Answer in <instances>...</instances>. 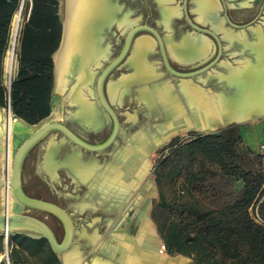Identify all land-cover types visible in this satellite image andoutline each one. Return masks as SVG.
Returning a JSON list of instances; mask_svg holds the SVG:
<instances>
[{"label":"water","instance_id":"1","mask_svg":"<svg viewBox=\"0 0 264 264\" xmlns=\"http://www.w3.org/2000/svg\"><path fill=\"white\" fill-rule=\"evenodd\" d=\"M172 2L173 0H168L167 2L163 0H88L89 4H86L84 15L82 17L80 16L77 20V47L76 52L71 58V71L67 75L68 83L66 86V94L68 107L70 108V120L67 123L59 121L46 122L33 132V134L26 138L18 148L15 156L11 181L9 182L0 178V195L4 187L7 185L11 186L16 202L19 205L22 207L41 210L55 216L63 225L65 237L62 241L59 240L53 229L46 222L37 217L21 213V211L12 215H9L7 212L4 214L0 213V228H5L7 230L9 226H12L13 231L15 232L25 233L26 235L34 238H46L52 250L58 255L62 264H65L64 256L71 252L76 246L77 227L72 216L66 209L61 208L53 202L27 195L23 189V168L26 158L37 145H39L51 134L60 133L65 139H62L60 142L54 141V144L51 146L47 145L44 159H47V157L48 159L45 161L43 159L40 167L41 170L48 173L51 177H54L53 175L55 174V171L60 168L67 171L76 183L84 185L88 190L87 195L85 196L87 203H84L85 205H80L81 208L89 209L92 212L98 211L92 203L93 201H96L98 205L101 206L102 210L108 211L107 215L111 214V216H114L113 218H115V220L112 221L110 218L106 220V225L111 226V229L108 233H106L105 237L96 235L97 232L93 234L95 235L93 237L95 242L89 240L87 233H83L81 237L88 243L89 247H94L95 255L100 256L96 259H103V261L111 260L114 263L118 262V264H122L119 262L120 259L118 257L120 255V248L116 250V256H113V247H117L118 245L116 241L117 239L140 240V246H144L143 251H146L145 248L148 247L145 240L143 241V237L147 238L153 235L158 236V238L161 239L151 220L150 199L144 195L142 190L141 193L137 195L133 193L123 195L120 193V209L118 210L116 204H114L115 199L109 203L110 208H108L101 202V200H103L101 194L102 192L98 190L97 192H92L91 182L85 177H83V179L81 176L71 171L66 162L67 158H69L72 153H79L78 149H82L93 154L106 153L109 150H116L117 142L121 139L122 123L119 114L113 107L111 99L130 98L129 93L132 88H139L135 99L138 103L143 105V110L147 113L148 117H150L147 122V129H143L141 134L144 133L148 136L155 137L150 148L154 151L162 148L169 142L168 138L170 134L172 135L182 129L197 131L192 125L190 127L188 122L196 124L199 127L202 126L203 128L206 126H215L216 129L206 131V134H210L221 132L236 124H242L237 121L242 117L247 119L250 116H259L264 114V103L262 104V102L253 103L250 107L244 110L233 109L232 107L231 109H228L226 107L230 103L236 104L241 101L243 102V99L248 93L246 90H248L249 81H247L246 78V81L242 80L241 83L238 82L236 78L230 75L231 69L234 68L227 65L220 66L219 64L224 54L223 39L228 40L230 44L241 46L242 49H244V51H246L254 60L253 65H256L258 60L263 61V58L259 56L257 50L254 48L255 44L253 43H255V40L254 42H250L248 39H240L237 34L232 33L231 30L225 28L222 21L220 22L218 19L219 7L217 6V3L215 6L218 7V10L211 11V13L207 15L208 17L206 15L204 17L200 15V17L205 21H208L211 24H216V26L213 25V28H206L194 21L191 17L189 11V0H183L182 12L177 7L171 6ZM195 3L197 7L198 3ZM138 11H141L143 15L147 17L145 22H141V16L136 18ZM154 11L159 13L160 22L166 28L172 26L174 20L179 17L178 15H183L186 24L193 29L194 35H192V33L185 34L178 43L174 42L172 37H164L159 29L150 24V19L153 16ZM224 16L227 23L231 26L230 28H249V23L245 25L234 24L228 16L225 6ZM116 31L126 33L125 42L119 54L110 60L102 69L97 80L96 94L91 92L92 95L94 94L97 96V101L96 103H92L88 100L87 96L85 97L82 95L83 92L80 88L81 85L79 84V79L85 76L88 78L89 84L94 83L96 69L109 60L108 58L111 52L109 40L114 37ZM143 32L149 33L150 37L153 38L152 43H155L158 46L159 57L166 71L171 76L180 80L178 85L179 90L174 88L172 85H169L166 81H156L157 78H159V75L156 73L155 69L151 67L147 58L144 65L146 64V67L149 68L147 74L150 73L151 76L148 75V77H146L142 75L141 78L137 80H128L129 78L122 77L116 82L117 89L114 90V92L109 90V85L113 83H109V78L117 69L128 65L127 62L134 53L136 43L140 39L139 35ZM219 32H222L225 37L221 38L218 34ZM252 33L254 39L257 40L258 36L256 35V32L253 30ZM63 39L64 24L60 47L54 55L55 69L53 95L58 92L55 57L62 46ZM210 39L217 44L218 53L213 60L209 61L205 65L191 70H181L176 68L171 62L169 50L184 64H192L198 61H203V59L208 57L210 52V45L208 42ZM128 66L133 70L136 68L134 64ZM216 66L222 67L227 74L222 76H213L210 72ZM227 67L228 70H226ZM126 78L127 80H125ZM213 81H216V84H213ZM197 82L206 83V86L201 88V86L197 85ZM12 83V80L8 81L7 87L9 91H11ZM207 85L214 86L220 92L216 95H210L208 93ZM75 91L80 92V94L82 92L81 97L83 101L77 99L75 101L72 99L74 97L72 96L74 95L72 92L74 93ZM146 91H151L152 96L147 97L145 95ZM248 97L249 94L247 99ZM197 98L198 100L200 99V103H198ZM260 99L259 101H261ZM211 103L216 104L217 110L210 107ZM100 108L103 109L104 113ZM2 109H7L9 115L16 117L12 112L10 102L7 108ZM91 110H95L99 119L96 120L92 117L90 114ZM107 116L109 117L108 119L111 120L112 129L108 137L102 142L91 143L77 134L70 127V123H78L89 130L99 131L105 126L106 122L109 121ZM22 121L29 127L40 124L30 125L24 120ZM164 135L166 138H164ZM138 136L139 135H136L135 137ZM134 138L131 142H134ZM68 143L71 147H69ZM113 153L115 152L113 151ZM111 157V159L115 160L113 155ZM83 160L90 161L93 159L85 160L83 158ZM128 160H124L121 168H125L124 177L130 181L132 178V173L130 172L132 170L129 168L131 163ZM44 162H47V165L50 164L53 166L54 171L52 174L46 171ZM144 203H147L148 207L146 208L143 216L136 222H133L136 206L140 204L144 205ZM117 214L119 218H117ZM147 230H151L152 233L147 232ZM161 243H163L162 239ZM87 251L88 248H86V252ZM85 253H82V255ZM101 256L103 258H101ZM179 257L188 258L184 255H178L176 258ZM94 260L95 259H91L90 262L93 263ZM83 263H85V258L82 259L81 264Z\"/></svg>","mask_w":264,"mask_h":264},{"label":"rangeland","instance_id":"2","mask_svg":"<svg viewBox=\"0 0 264 264\" xmlns=\"http://www.w3.org/2000/svg\"><path fill=\"white\" fill-rule=\"evenodd\" d=\"M29 2H31V0H26L25 2L22 29L30 13V8L28 7ZM195 2L196 0H189V11L193 20L206 28H213V25L216 26V24H211L200 17V15L197 13ZM216 3L219 7V21H222L225 28L231 30L232 33L237 34L238 38L248 39L250 42H254L255 39L252 31L255 30V28L264 30V0H216ZM63 4L64 0H61L59 13L62 22L64 16ZM182 5L183 0H173V2L171 3V6L177 7L180 11L182 10ZM224 6L227 9L228 16L234 24L245 25L249 23V28H230L231 26L225 20ZM140 16L141 22H145L147 17L143 15L141 11H138L136 18ZM178 16L179 17L174 20L172 26L166 28L160 22L159 13L154 11L153 16L150 19V24L159 29L164 37H172L173 41L178 43L183 35L190 33L194 35L193 29H191L186 24L183 15L180 14ZM218 34L219 36H221V38L225 37L222 32H219ZM139 37V41L142 38L153 40V38L150 37V34L147 32L141 33ZM125 38L126 33L116 31L114 37L109 40V45L111 47V52L108 58L109 60L102 64L101 67L96 69L94 83L88 84V90L85 91L87 93L86 95L88 100L92 103H96L97 101V96H95L94 94H96L97 80L102 69L108 64L110 60H112L119 54L125 42ZM208 42L210 45V52L208 57L206 59H203V61H198L192 64H184L183 62L179 61L176 56L169 50V57L171 62L176 68L181 70H191L205 65L209 61L213 60L218 53L217 44L212 39L208 40ZM19 47L20 43L16 48V55H18ZM223 48L224 54L221 58V62L219 63L220 66L227 65L234 69H240L246 61H254L248 55V53L244 51V49H242L241 46L230 44L226 39H223ZM147 54L146 55L148 62L159 75V78H157L156 81H166L167 83H169V85H172L174 88L179 90L178 85L180 83V80L171 76L166 71L159 57L158 46L155 43H153L149 48ZM210 73L213 76H222L227 74V72L219 66L213 68ZM7 74L8 77H6V80H12L9 73ZM134 74L135 70L130 68L128 65H125L120 69H117L113 73V75L109 78V83H116L120 78L132 77ZM205 84L206 83L197 82V85L201 86V88L206 86ZM213 84H216V81H213ZM110 87L111 84L109 86V90ZM138 89V87L132 88L129 93L130 98L127 97L126 99H111L113 107L119 114L122 123L121 139L117 142L116 150H109L106 153L93 154L77 148L79 152L77 154H79L80 157H83L85 160L93 159L90 161H84L82 158V161L84 163L96 161L101 167L110 164V160L112 158L111 156L113 154H116V152H119L123 148L128 147V144L136 135H140L143 129H147V122L150 117H148L147 113L143 110V105L138 103L135 99ZM207 89L210 95H216L220 92L211 85L208 86ZM66 92L67 90L65 89L63 92L58 91L53 95L51 115L42 123L51 121L67 123L70 120V108L68 107ZM91 92H93L94 94L92 95ZM100 109L103 111L102 108ZM108 118L109 117L107 116V119ZM108 120L109 121L106 122L105 126L99 133L91 132L89 131V129L78 123L70 124L76 129L75 131L77 134H79L85 140L91 143H95V140H105L110 134L112 123L110 119ZM231 127H235L238 133L243 138V142L239 147L240 161L243 166V170L249 171L251 169H254L263 172L264 164L261 158L258 156L257 150L259 149L260 144L264 142V135L262 134L264 129V117L258 120L236 124ZM206 133L207 132L205 131H185L178 133L177 135L172 137V139H170L165 146L154 151L153 157L151 159V167L149 168L146 177H144V181L148 180L149 184H151V186H145V188H149L146 197L149 196L151 202V220L157 229V234L162 239L164 251L167 256H178L177 254L171 255L168 253L165 241L163 239L164 233L168 232V230L170 229L171 222H177L183 215L194 212L220 210L235 203L240 199L242 195L243 182L240 179L224 175L219 164L211 162L199 152H191L188 149V145L198 135H203ZM62 139L65 138L60 133L51 134L34 149L27 161V168L25 172L26 187L27 191L30 194L34 195V197H42L44 200L53 202L61 208L67 210V212L72 216L77 227L75 247L79 248L82 253H85L86 248H88V251L83 254V258H85V264H92L90 260L96 259L100 256L95 255L94 247H89L88 243L84 239H82L81 236L83 233H87L88 235L92 236L97 232L96 235L105 237L106 233H108L111 229V226L106 225V220L110 218L113 221L115 220V218H113L114 216H111V214L107 215L108 211L102 210L101 206L98 205L96 201H93L92 203L98 211L92 212L89 209L81 208L80 205H85L84 203H87L85 200V196L87 195L88 190L84 185L76 183L73 177L67 171L60 168L55 171V174L53 175L54 177H51L48 173L42 170V172L37 175L36 168H38V166L40 168L41 166L42 159H44L45 156V149H47V145L51 141L60 142ZM2 144H4L2 145L4 149L6 144ZM69 147H71L70 144ZM113 151L115 153H113ZM4 176V179L2 177L1 178L3 180H6V174ZM5 192L6 191H4L3 194H5ZM1 196L2 195H0V213L4 214L6 212L5 205L4 203H2L4 200V195L3 199H1ZM255 209H257V206L251 208L252 216L256 214ZM258 212L261 218L259 223L264 224V211H261L259 208ZM21 213L35 216L43 220L56 232L55 234L59 238V240L62 241L64 239V228L61 226L60 221L55 216L41 210L31 209L27 207H23ZM117 218H119L118 214ZM16 233L18 232L11 230V232L7 236V233L4 230L0 229V235L4 237V242L2 245L3 251L0 252V255L3 257L1 264H12L10 260L11 246L9 244V240L10 236ZM101 258L103 257L101 256ZM184 259H187L188 264H197L192 258L188 257Z\"/></svg>","mask_w":264,"mask_h":264},{"label":"trees","instance_id":"3","mask_svg":"<svg viewBox=\"0 0 264 264\" xmlns=\"http://www.w3.org/2000/svg\"><path fill=\"white\" fill-rule=\"evenodd\" d=\"M23 0H0V107L9 102L13 114L30 125L46 120L52 112L54 55L60 47L63 22L61 0H31L19 51V73L11 91L5 84V61L11 45L12 24ZM242 136L235 127L198 135L189 145L224 175L243 182L242 195L220 210L194 212L171 222L163 239L171 255H184L197 264H264V225L251 215L260 202L264 211V171L243 170L239 147ZM4 237L0 235V252ZM12 264H62L46 238L22 233L10 236Z\"/></svg>","mask_w":264,"mask_h":264},{"label":"bare ground","instance_id":"4","mask_svg":"<svg viewBox=\"0 0 264 264\" xmlns=\"http://www.w3.org/2000/svg\"><path fill=\"white\" fill-rule=\"evenodd\" d=\"M163 1L167 2L168 0ZM25 2L26 0H23V4L21 5L19 12H17V14L15 15L13 21L11 33V49L8 52L7 61L5 63L7 73L11 74V77H13L14 75L17 64L16 48L20 43L19 38L22 29ZM196 2L198 3L197 13L199 15H202L203 17L205 15H209L211 11L218 10V7L215 6L216 0H196ZM86 4H89L88 0H64V39L62 46L55 57L57 66V91L59 92H63L66 89L68 83L67 75L71 71V58L72 55L76 52L77 47V20L80 16L82 17L84 15ZM254 31L258 36L257 40L255 39V43H253L255 44L254 48L255 50H257L259 56L263 58V61L258 60V63L256 65H253V61H246L243 66H241V68L239 69L240 71L238 69H231L230 75L236 78L238 82L241 83L242 80L246 81V78L247 81H249L248 90H246L248 91L247 96L249 94V97L247 99V96L244 95L245 98L243 99V102L241 101L240 103L236 104L230 103L226 106L228 109H231L232 107L233 109L244 110L250 107L253 103H264V30H259V28H255ZM152 42V40L144 38L140 41L138 40V42L136 43L135 51L132 54L130 60L127 62L128 65H135V74L132 77H127L129 78L128 80H137L141 78L142 75L146 77H148V75L151 76L150 73L147 74L149 68L146 67V64L144 65V62H146V54L148 53L149 48L152 46ZM226 70H228V67L226 68ZM127 78L125 80H127ZM79 80V84L81 85L80 88L83 92V94L82 92L81 94L86 97L87 93L85 91L88 90V78L84 76ZM116 86L117 83H111L110 91L114 92V90L117 89ZM72 94H74L72 95L74 96L72 99H74L75 101L76 99L83 101L80 92L75 91L74 93L72 92ZM145 95L147 97L152 96L151 91H146ZM259 99L261 101H259ZM198 103H200V99L198 100ZM210 107H213L214 110H217L215 103H211ZM90 114L94 119H99L98 114L95 113V110H91ZM262 117H264V114L259 116H250L247 119L242 117L237 121H239V123H246L258 120ZM45 123L29 127L21 119L9 115L7 109L0 108V138L2 137V143L6 144L1 153L2 157L0 156V172L1 177L3 179L5 178L4 175L6 174V181H11L15 156L17 154L18 148L26 138H28L31 134H33V132H35ZM188 123L190 127L192 125L194 128H196L197 131L200 132H206L216 129L215 126H206L203 128L202 126L199 127L196 124H191L190 122ZM188 130L189 129H182L173 133L172 135L170 134L168 141L178 133L185 132ZM154 138L155 137L148 136L144 133L143 135L140 134L138 137L134 138V142L132 141L128 147L123 148L116 154H113L115 160L111 159V163L108 165H104V167L102 166L103 168L96 161L84 163L82 161V157H80V155L76 152L72 153L69 158H67L66 162L69 165V169L71 171L81 176L82 178L85 177L88 181L91 182L90 184L92 187V192H97V190L102 192L101 194L103 200H101V202L105 204V206L110 208L109 203L112 202L113 199H115L114 204H116V207L119 210L121 203V197L119 196L120 193H122L123 195H126L127 193H133L137 195L140 194L142 190L144 195L147 196V191L149 190V188H145V186H151V184H149L148 180L144 181V177H146L147 172L151 167V159L153 157L154 150H151L150 148L153 144ZM164 138H166L165 135ZM53 142L54 141H51L48 145L51 146L52 144H54ZM47 159H44V161ZM124 160H128L131 163L129 168L130 170H132L130 172L132 173V179L130 181L124 177L125 175L123 173H125V168H121ZM44 165L45 169L49 170V172L52 174V172L54 171L53 166L50 164L47 165V162H44ZM4 191H6L5 194H3ZM1 195V199H3L4 195V200L2 203H4L6 212L9 215L19 213L23 209V207L16 202L15 197H13L14 194L11 186L7 185L6 187H4L1 192ZM144 204L145 206L141 217L143 216L146 208L148 207L147 203ZM0 229L4 230L7 235L11 232V230L13 231L12 226H9L7 230L5 228ZM151 230H147V232H151ZM94 236L95 235H88L89 240L94 241ZM145 238L146 237H143V241L145 240L148 246L145 248L146 251H143L144 246H140V240L138 241L136 239H117L116 241L118 245L117 247H113V256H116V250L120 248L121 256L119 255L118 257L120 259L119 262H121L122 264H188L187 259H184L185 257L176 258L177 256H167L164 251L163 243H161V239L158 238V236L152 235L147 237L146 239ZM2 258L3 257L0 255V264L2 262ZM82 259V252L77 247H75L71 252L67 253L64 256L65 264H81ZM92 264H118V262L114 263L111 260L103 261V259H95Z\"/></svg>","mask_w":264,"mask_h":264},{"label":"flooded vegetation","instance_id":"5","mask_svg":"<svg viewBox=\"0 0 264 264\" xmlns=\"http://www.w3.org/2000/svg\"><path fill=\"white\" fill-rule=\"evenodd\" d=\"M70 127L75 131L76 129L74 128V127H72L71 125H70ZM102 129V128H101ZM101 129L99 130V131H93V130H89V131H91V132H94V133H99L100 131H101ZM76 132V131H75ZM103 141V139H99L98 141L97 140H95L94 142L95 143H97V142H102ZM37 147V146H36ZM35 147V148H36ZM34 148V149H35ZM34 149L30 152V154L28 155V157L26 158V160H25V164H24V168H23V181H24V184H23V189H24V191H25V193L27 194V195H29V196H32V197H34V195H32V194H30L28 191H27V187H26V181H25V172H26V168H27V161H28V159H29V156L31 155V153L34 151ZM3 151V146H2V137L0 138V154H1V152ZM136 158V157H135ZM42 162H43V159H42ZM42 164V163H41ZM41 167V166H40ZM37 170H36V172H37V175H39L40 174V172H42V170H41V168H39V166H38V168H36ZM39 169V170H38ZM47 172H49V170H46ZM50 173V172H49ZM0 178H1V176H0ZM2 179V178H1ZM35 198H40V199H43L42 197H35ZM144 206H145V204L144 205H137L136 206V212H135V215H134V219H133V222H136L137 220H139V218L141 217V215H142V213H143V209H144ZM52 215V214H51ZM35 217V216H34ZM132 222V223H133ZM61 223V222H60ZM61 226L63 227V225H62V223H61ZM54 231V230H53ZM55 232V231H54ZM56 233V232H55ZM29 236V235H28Z\"/></svg>","mask_w":264,"mask_h":264},{"label":"built area","instance_id":"6","mask_svg":"<svg viewBox=\"0 0 264 264\" xmlns=\"http://www.w3.org/2000/svg\"><path fill=\"white\" fill-rule=\"evenodd\" d=\"M262 134L264 135V129H263ZM257 151H258V156L261 158V160H262V162H263V164H264V142H262V143L260 144L259 149H258ZM259 208H260V204L257 205V209H255V210H256V211H255L256 214L253 216L254 219H255L258 223H259L260 220H261V218H260V216H259V212H258ZM260 224H262V223H260ZM262 225H264V224H262Z\"/></svg>","mask_w":264,"mask_h":264},{"label":"crops","instance_id":"7","mask_svg":"<svg viewBox=\"0 0 264 264\" xmlns=\"http://www.w3.org/2000/svg\"><path fill=\"white\" fill-rule=\"evenodd\" d=\"M19 51H20V47H19V50H18L17 64H16L15 72H14L13 78L11 77L12 82L17 78L18 73H19ZM6 61H7V58H6ZM6 61H5V63H6ZM9 75L11 76V74H9ZM6 77H8V74H7L6 64H5V84L7 86L8 81H10V80H6Z\"/></svg>","mask_w":264,"mask_h":264}]
</instances>
